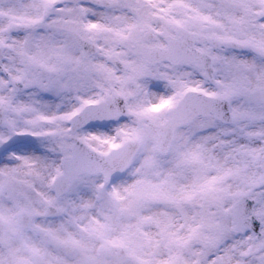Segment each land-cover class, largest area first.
<instances>
[{
	"label": "snow or ice",
	"instance_id": "1",
	"mask_svg": "<svg viewBox=\"0 0 264 264\" xmlns=\"http://www.w3.org/2000/svg\"><path fill=\"white\" fill-rule=\"evenodd\" d=\"M0 264H264V0H0Z\"/></svg>",
	"mask_w": 264,
	"mask_h": 264
}]
</instances>
